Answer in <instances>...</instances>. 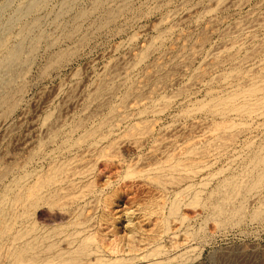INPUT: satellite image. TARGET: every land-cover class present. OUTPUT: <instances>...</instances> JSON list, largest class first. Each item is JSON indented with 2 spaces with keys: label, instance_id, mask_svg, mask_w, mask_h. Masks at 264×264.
<instances>
[{
  "label": "rangeland",
  "instance_id": "1",
  "mask_svg": "<svg viewBox=\"0 0 264 264\" xmlns=\"http://www.w3.org/2000/svg\"><path fill=\"white\" fill-rule=\"evenodd\" d=\"M0 264H264V0H0Z\"/></svg>",
  "mask_w": 264,
  "mask_h": 264
},
{
  "label": "bare ground",
  "instance_id": "2",
  "mask_svg": "<svg viewBox=\"0 0 264 264\" xmlns=\"http://www.w3.org/2000/svg\"><path fill=\"white\" fill-rule=\"evenodd\" d=\"M19 55H20V50H16V51H14V52L9 56V58H8V60H7L8 64H9L10 66H13V65L17 62V60L19 59ZM7 71H8V72H11L10 68L7 69ZM86 251H87V249L84 248L82 252H86Z\"/></svg>",
  "mask_w": 264,
  "mask_h": 264
}]
</instances>
